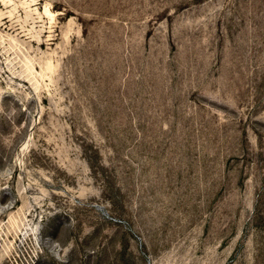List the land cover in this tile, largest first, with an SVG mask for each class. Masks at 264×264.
Here are the masks:
<instances>
[{
	"label": "rangeland",
	"instance_id": "374dc122",
	"mask_svg": "<svg viewBox=\"0 0 264 264\" xmlns=\"http://www.w3.org/2000/svg\"><path fill=\"white\" fill-rule=\"evenodd\" d=\"M0 264H264V0H0Z\"/></svg>",
	"mask_w": 264,
	"mask_h": 264
}]
</instances>
